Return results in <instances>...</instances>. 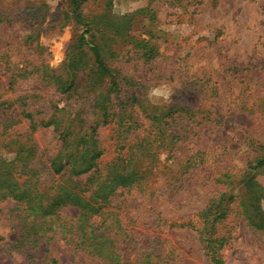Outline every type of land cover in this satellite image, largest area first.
Masks as SVG:
<instances>
[{
	"label": "rangeland",
	"instance_id": "374dc122",
	"mask_svg": "<svg viewBox=\"0 0 264 264\" xmlns=\"http://www.w3.org/2000/svg\"><path fill=\"white\" fill-rule=\"evenodd\" d=\"M79 14L0 0V264H264V0Z\"/></svg>",
	"mask_w": 264,
	"mask_h": 264
},
{
	"label": "trees",
	"instance_id": "16d2710c",
	"mask_svg": "<svg viewBox=\"0 0 264 264\" xmlns=\"http://www.w3.org/2000/svg\"><path fill=\"white\" fill-rule=\"evenodd\" d=\"M80 2L81 0H71V16L75 19L80 21L81 23L84 24L83 20H80V14H79V9H80ZM86 26V24H85ZM88 31L87 29H85V32ZM79 44L80 45H86L88 47V49L91 51L94 62L96 63V65L98 66L100 72L102 74H104V76H108L111 79V86L112 88H115L114 86L116 85V81L114 79V72H112L110 70L109 67H107V65L104 63V61L101 59L100 54H99V49L98 46L92 42H90L89 40L86 39V36L83 34L80 38H79ZM59 78L56 77V80H58ZM61 84H58V86ZM181 111V110H179ZM176 113L175 110H167L165 112H162V114L160 115V119H163L164 117H168L171 118L172 114ZM147 117L150 118L151 120H153L154 122L159 120V117L157 115H153L152 113H148L147 112ZM25 116L27 118H31L29 113H25ZM101 121L102 124L108 123L110 122L109 116H108V112L105 111V109H102V115H101ZM168 122H165V124H167ZM48 124H54V126L56 127L58 122L56 120H50L49 122H47L44 125H48ZM98 126V123H96L94 126L91 127L92 132L94 133L96 127ZM264 150V145L261 147ZM89 152V156L87 158H85V155L88 154ZM101 155V151L97 150L95 147V140L92 139V146L89 150H87V148L83 149V151L81 152V155L77 158H74V162L75 164L71 165V171L72 173L79 175V174H83L86 173L88 171H90L92 169V167L94 166V159L98 158ZM264 157V156H263ZM83 158V163L82 164H76V161L78 159ZM63 164H53L52 168L54 171H59L63 166ZM115 179H118L120 182H122V185L125 184L126 180L122 174H116L115 175ZM115 181V180H114ZM252 206V204H250V207ZM253 207V206H252ZM223 210V209H222ZM218 211V210H217ZM216 211V212H217ZM211 212L210 207L206 208L205 210L202 211V215L206 216ZM185 226L190 225V223L187 224H183ZM262 225H260L259 227H261ZM203 246L204 249L207 250V255L209 256V258L214 261V262H218V259L215 256V252H213L212 248H210V241L209 239H205L203 241ZM212 250L211 253H209L208 250ZM51 264H56V262L54 260H51Z\"/></svg>",
	"mask_w": 264,
	"mask_h": 264
}]
</instances>
